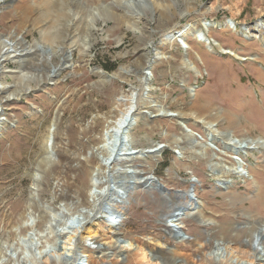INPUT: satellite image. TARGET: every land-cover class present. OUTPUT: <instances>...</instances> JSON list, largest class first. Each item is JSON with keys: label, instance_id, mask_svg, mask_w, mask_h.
<instances>
[{"label": "rangeland", "instance_id": "rangeland-1", "mask_svg": "<svg viewBox=\"0 0 264 264\" xmlns=\"http://www.w3.org/2000/svg\"><path fill=\"white\" fill-rule=\"evenodd\" d=\"M69 2L74 16L68 22L71 33L63 44H51L43 39L51 22L47 0H0V39L17 40L16 35H23L26 40L23 43L19 38L20 52L0 58V257L6 251L3 246L16 241L15 229L26 220L34 195L55 207L67 201L76 208L86 202L90 170L98 163L94 159L87 162L83 154L99 144L106 121L116 116L115 99L130 92L131 84L139 86V77L147 71L140 59L155 55V44L167 28L202 25L205 19L225 24L233 20L237 30L228 25L211 29L209 35L225 48L238 51L244 60L229 53L208 52L203 43L190 37L192 48L187 52L200 70L198 74L182 63L184 44L175 43L173 50L166 45L163 50L168 57L158 59L150 71L151 98L179 112L200 136L205 132L197 125V116L219 121L221 131L231 129L239 138L264 137V39L258 38L254 27L259 18L264 19V0ZM194 87L195 98L190 95ZM57 115L59 147L52 151L50 161H44L51 153L46 143ZM163 131L167 134L162 135ZM131 134L138 149L154 142L169 147L157 160L150 156L120 164L136 167L143 176L153 174L171 193L143 187L132 190L126 202L117 205V210L125 212L122 221L116 220L119 230L102 220L90 230L99 248L91 250L85 240L79 241L81 250L92 255L90 264H231L209 256L218 241L233 255L253 259L250 241L264 223V149L245 158L250 175H229L225 178L233 181L222 187L209 170L208 159H200L185 142L184 153L178 154L175 139L183 132L177 119H140ZM223 157L231 162L228 154ZM59 174L64 175L65 183L57 188L62 198L55 200ZM194 180H199L195 197L202 215L183 219L178 240L164 215L172 203H188L184 194ZM37 223L42 229L45 221L39 216ZM117 237L134 247L120 249L113 243ZM261 240L264 244V234ZM4 258L8 264H18L10 252ZM38 261L56 264L45 258ZM19 264L37 263L21 258Z\"/></svg>", "mask_w": 264, "mask_h": 264}, {"label": "bare ground", "instance_id": "bare-ground-1", "mask_svg": "<svg viewBox=\"0 0 264 264\" xmlns=\"http://www.w3.org/2000/svg\"><path fill=\"white\" fill-rule=\"evenodd\" d=\"M47 4V9L50 11L49 18L51 22L49 24L50 29L43 34V39L51 44L57 41L63 44L62 40L67 38L70 32V25H68V22L74 17H72L73 14L71 15L70 10L72 3L69 2V0H47ZM77 7H79V5ZM231 22L225 24L205 19L202 25L186 23L180 28L176 26L167 28L162 34L161 40L155 44V55H148L141 58L140 64L145 70L151 71L158 59H164L167 56V52L163 50V47L168 45L170 50H173L174 44L178 43L180 46L182 44L185 45L186 53L182 56V63L185 68L192 70L194 68V71L196 69L197 73L201 74L187 52L188 49L192 48L189 42L190 37L203 43L208 52L217 53L219 51L229 53L236 58L244 60V57L241 56L238 51L225 48L221 41L209 35L211 29L224 28L228 27V25H230L229 28L234 31L237 30V25L233 23V20ZM254 27L260 34L258 38L263 40V17L255 22ZM15 37H17V40H13L8 36L0 39V58L4 59L5 57L7 58L10 53L17 54L21 51L17 48V45L19 38L21 42L25 43V37L23 35H16ZM245 38L251 40L250 37V39L248 37ZM35 43L36 45L41 44L39 42ZM42 45L45 48L47 47L45 43H42ZM59 47L61 51H64L61 46ZM197 55L203 60L199 52H197ZM255 58H257V55L251 57V59ZM151 73L152 72L148 75L145 71L138 79L139 86L131 84L130 92L122 93L115 99L114 108L117 109L116 116L106 121L100 136L101 140L99 144L91 147L87 154H83V158L87 162H89V159H94L98 163L97 166H93L90 170L89 185L86 188V202H84V204L80 203V206L76 208L67 201L59 207H55L53 204L41 202L42 198L39 194L37 195L39 197L38 200L35 199L34 195L28 205V209L31 208V211L26 215V220L15 229L16 241L13 242L11 246H3V249L6 251L2 254V257H0V264H8L7 260L4 258L6 252H10L11 256H15L18 264L21 262V258L28 259L32 263L37 264L40 262L38 260L41 258H45L56 264H85L84 260L87 261V264H90L92 255H90L88 251L81 250L79 241L85 240L91 250L99 248V244L92 241L93 237L90 234V230L102 220L107 222L109 228L119 230V222L116 224V220L122 221L125 217V212H123L122 209L117 210V205L119 203H125L126 199L129 197V194L126 196V187L132 186L134 188L139 183H141V185L148 183L149 178L153 175L139 176L137 173L140 171L136 167L121 165L120 161L127 162L136 158L147 160L150 156L157 160V158L162 155L165 148L169 147V145L165 144L163 148H159L152 153L145 152L147 149H155L162 144L160 142H154L148 147L138 149L135 146V140L131 133L140 119H144L146 122L154 117L177 119L178 125L183 132L182 136H178L175 139L178 154L181 155L184 153L183 151L185 148L182 146V143L185 142L200 159H208V161H206L208 162V168L212 172V175L221 181L220 184L222 187L227 186L233 181L232 178H225L227 176L229 177V175H236L239 177L250 175L249 166L245 158L256 149H264V137L239 138L234 135L231 129L227 132L221 131L218 128L219 121L208 120L206 117L197 116V125L201 126L205 132L204 136H200L188 125V120L183 119L179 112L170 110L166 105L151 98L150 95L153 90V85L150 83L153 77ZM197 94L196 87L190 89V95L193 98H195ZM129 118L130 120L128 121ZM2 120L3 114H0V124ZM58 122L59 116L57 115L49 130L46 143L47 152L51 150V153L47 158H44V161L47 159L50 161L55 149L59 147L60 138ZM166 134L167 131L162 132V135ZM131 151H134V153H128ZM223 154H228L231 162H227ZM80 155H82V153H79V156ZM58 161L60 162L59 158ZM63 161L61 162V166L63 165ZM129 170H132L131 175L128 174ZM38 176H40V174ZM129 179H133L134 183L129 184ZM35 181L38 182V180ZM197 181L199 180H196L192 184V187H194V194L195 183ZM64 183V175H57L53 199L62 198V194H58L57 188L62 187ZM112 183H114L113 186ZM39 185L38 183L37 186L39 187ZM153 185L155 186L154 183ZM189 193L190 190H187L184 195L188 198V203L186 204L190 205L191 208L178 215H172V219L168 220L170 224L172 223L174 225L170 227L171 233L176 231V234L172 233L176 236L171 235L178 240L182 238L180 236L178 238L177 236L178 233L182 231L183 219L196 213L202 215L199 199L197 200L196 198L195 202L192 198L190 199ZM107 204L110 207L105 210L104 207ZM110 208L117 211L116 218H112V214L109 213V210H111ZM34 211H39V216L45 221L42 229L37 227V219H39V216H37ZM263 234L264 223L253 233L250 241L253 252L251 257L253 259H241L239 256L233 255L229 247L221 244L220 241L217 242L215 250L211 252L209 256L217 257V259L227 261L231 264H264V244L261 243V236ZM120 242L122 243L121 245ZM113 243L119 244L120 249L134 247L132 242L120 240L118 237ZM138 251L141 252V255H146L143 248H138ZM153 258L158 259L160 257L153 256Z\"/></svg>", "mask_w": 264, "mask_h": 264}, {"label": "water", "instance_id": "water-1", "mask_svg": "<svg viewBox=\"0 0 264 264\" xmlns=\"http://www.w3.org/2000/svg\"><path fill=\"white\" fill-rule=\"evenodd\" d=\"M146 73L149 75L150 74V71H146ZM130 120V118L128 119V121ZM186 130H188V129H186ZM165 146V144H161L160 146H158V147H156L155 149H151V150H145V152H150V153H152V152H154L155 150H157V149H159V148H163ZM136 152V151H135ZM128 153H134V151H131V152H128ZM128 174L129 175H131L132 174V170H129L128 171ZM139 176H143V173H140V172H138L137 173ZM129 184H132V183H134V180L133 179H129ZM153 183L155 184V186L153 185ZM113 184L114 183H112V186H113ZM121 184V183H120ZM139 187H143V188H148V189H156V190H158L160 193H162V194H167V195H169L170 196V193H171V189H169L168 187H166L161 181H159V179L158 178H156L155 176H151L150 178H149V182L148 183H145V184H143V185H141V183H139L138 185H136L134 188L132 187V186H129V187H126V196L129 194V192H131L132 190H135V189H137V188H139ZM189 195V197H190V199L192 198L195 202H196V197H195V194H194V187H192L191 186V188H190V193L188 194ZM172 206H170L171 207V210H170V212H168L166 215H164V218H167V222H168V220H170V219H172V215H178V214H180V213H183V211H186V210H188V209H190L191 208V206L190 205H188V204H184V205H182V204H171ZM109 205L107 204V205H105V207H104V209L105 210H107V209H109ZM111 209V208H110ZM110 212V214H112V218H116V215H117V211L115 210V209H111V210H109ZM111 218V217H110ZM169 223V222H168ZM168 227H171V226H174L172 223L170 224H168L167 225ZM178 229V228H177ZM176 232V231H175ZM174 236H176V235H174Z\"/></svg>", "mask_w": 264, "mask_h": 264}, {"label": "trees", "instance_id": "trees-1", "mask_svg": "<svg viewBox=\"0 0 264 264\" xmlns=\"http://www.w3.org/2000/svg\"><path fill=\"white\" fill-rule=\"evenodd\" d=\"M105 69H106V70H111L112 67H111V66H105Z\"/></svg>", "mask_w": 264, "mask_h": 264}]
</instances>
